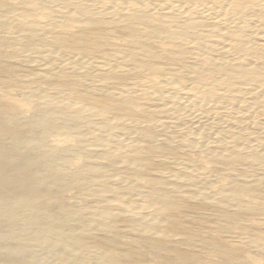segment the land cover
<instances>
[{
	"label": "bare ground",
	"instance_id": "bare-ground-1",
	"mask_svg": "<svg viewBox=\"0 0 264 264\" xmlns=\"http://www.w3.org/2000/svg\"><path fill=\"white\" fill-rule=\"evenodd\" d=\"M263 149L264 0H0V264H264Z\"/></svg>",
	"mask_w": 264,
	"mask_h": 264
},
{
	"label": "rangeland",
	"instance_id": "rangeland-1",
	"mask_svg": "<svg viewBox=\"0 0 264 264\" xmlns=\"http://www.w3.org/2000/svg\"><path fill=\"white\" fill-rule=\"evenodd\" d=\"M164 79V77H157L156 78V80H157V84H154L153 85V87L154 88H151V89H147L146 91H148L149 92V90L150 91H154L155 90V88H157V86H159V88L162 86V84L161 85H159L158 83H159V81L161 82V80H163ZM143 80H146L147 81V79H143ZM146 84L147 82H144V81H142V84ZM159 88H157V89H159ZM154 89V90H153ZM141 94V95H140ZM139 94V96L141 97L142 96V94L143 93H140ZM180 94L181 93H179V96H180ZM184 91H183V93L181 94V96L180 97H184ZM192 110V109H191ZM189 108H186V111L184 112L185 113V115H186V117H185V120H184V123H183V126H186V127H196L198 124H200V123H202V124H208V119H205V118H207V117H205V118H203L199 113H197V112H193L194 110H192L191 111ZM27 116H29V115H27ZM65 135H61V136H59L60 138H62V137H64ZM183 148V147H182ZM185 148V149H184ZM183 149H180L179 150V153H178V155L175 157V158H177V159H179V161H182L185 157L187 158V157H189V158H191V159H196L199 155H198V153L199 152H195V154H194V150L190 147V149H189V147H184ZM187 149V150H186ZM186 150V151H185ZM189 150L191 151H193V154H192V152H189ZM264 150V149H263ZM36 152H38V150L36 151ZM197 153V154H196ZM201 153V155H203V153L202 152H200ZM199 153V154H200ZM185 154V155H184ZM192 154V155H191ZM180 155V156H179ZM195 156V157H194ZM174 158V159H175ZM173 161V160H172ZM172 161H170V163H168L167 162V164H168V166L169 167H172V166H174V164H176V163H173ZM172 162V163H171ZM172 165V166H171ZM211 164H206V166H210ZM72 194L74 195L75 194V190H73V189H71V190H69V192H68V195L70 196H72ZM195 223H197V221L195 222ZM190 225V224H189ZM195 227H197L198 226V224H193ZM210 224H203V226H205V227H208ZM186 227V226H185ZM195 233L196 234H202V235H204V233L206 234L207 232H202V231H195ZM258 257V258H257ZM254 258V259H253ZM145 259L147 260V263L146 264H155L154 262L156 261V259L153 257V256H146L145 257ZM251 259L253 260V261H256V262H254V263H256V264H262L263 263V261H262V259H261V257L260 256H257L256 255V258H255V255H251ZM257 259V260H256ZM154 261V262H153Z\"/></svg>",
	"mask_w": 264,
	"mask_h": 264
}]
</instances>
